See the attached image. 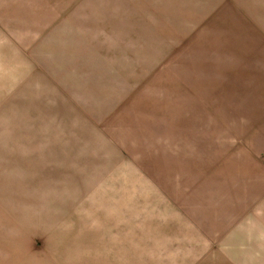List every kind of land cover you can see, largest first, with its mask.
I'll use <instances>...</instances> for the list:
<instances>
[{"label": "rangeland", "instance_id": "1", "mask_svg": "<svg viewBox=\"0 0 264 264\" xmlns=\"http://www.w3.org/2000/svg\"><path fill=\"white\" fill-rule=\"evenodd\" d=\"M23 1L0 0V264H238L239 157L264 171L247 132L264 128V35L229 2L161 38L115 12L106 50L66 26L49 49L45 2Z\"/></svg>", "mask_w": 264, "mask_h": 264}, {"label": "crops", "instance_id": "2", "mask_svg": "<svg viewBox=\"0 0 264 264\" xmlns=\"http://www.w3.org/2000/svg\"><path fill=\"white\" fill-rule=\"evenodd\" d=\"M66 1L30 0L32 8L28 6L29 2H21L22 10L29 12L32 9L38 16L43 15L38 6L45 2L48 15L33 19V26L34 29H38L40 25L44 27V34L48 38H43V44H49V49V37L66 36V32L62 30L66 26L75 30V37L83 45L80 49L85 52L87 49L96 52L100 49L106 50L109 40L116 33L115 12L123 13L120 16L128 35L136 34V26L139 28L136 22L132 25L131 20H144L146 26L152 27L145 20L152 17L157 20L155 34L161 38L163 34L177 35L180 21L192 19L190 22L195 25L201 24L202 20L210 17V9L214 7L219 6L218 12H230V8L226 7L230 5L229 2H234L238 9V20H246L247 25L258 29V34L264 35V0H79L78 3L81 4L72 7L68 16ZM46 3L53 5L48 6ZM175 23L177 25L171 31ZM63 46L60 49L66 50V46ZM258 49L264 50V47ZM248 131L251 132V144L264 148V128L253 130L252 127ZM239 159L241 163L250 162L251 169L242 165L238 169V264H264V171H261V166L260 170L252 167L253 164L260 163L252 157L240 156ZM240 259L247 261L241 263Z\"/></svg>", "mask_w": 264, "mask_h": 264}]
</instances>
